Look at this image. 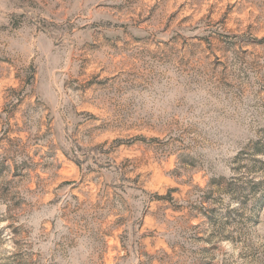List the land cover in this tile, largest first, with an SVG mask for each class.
I'll list each match as a JSON object with an SVG mask.
<instances>
[{"label":"rangeland","instance_id":"374dc122","mask_svg":"<svg viewBox=\"0 0 264 264\" xmlns=\"http://www.w3.org/2000/svg\"><path fill=\"white\" fill-rule=\"evenodd\" d=\"M264 0H0V264H264Z\"/></svg>","mask_w":264,"mask_h":264},{"label":"trees","instance_id":"16d2710c","mask_svg":"<svg viewBox=\"0 0 264 264\" xmlns=\"http://www.w3.org/2000/svg\"><path fill=\"white\" fill-rule=\"evenodd\" d=\"M252 155L263 154L264 147L259 144V142H255L251 148Z\"/></svg>","mask_w":264,"mask_h":264}]
</instances>
